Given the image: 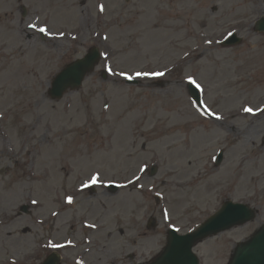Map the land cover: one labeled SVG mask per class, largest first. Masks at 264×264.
I'll return each mask as SVG.
<instances>
[{
    "label": "rangeland",
    "instance_id": "374dc122",
    "mask_svg": "<svg viewBox=\"0 0 264 264\" xmlns=\"http://www.w3.org/2000/svg\"><path fill=\"white\" fill-rule=\"evenodd\" d=\"M261 18L264 0H0V264L54 251L60 264H150L171 227L187 233L233 200L257 219L194 248L229 264L264 223ZM233 33L241 43L223 45ZM92 47L95 70L52 99L57 73Z\"/></svg>",
    "mask_w": 264,
    "mask_h": 264
},
{
    "label": "water",
    "instance_id": "95a60500",
    "mask_svg": "<svg viewBox=\"0 0 264 264\" xmlns=\"http://www.w3.org/2000/svg\"><path fill=\"white\" fill-rule=\"evenodd\" d=\"M258 27L264 30V19L259 22ZM240 41L241 39L233 36L225 44H236ZM100 59L99 49L92 47L86 56L64 67L53 79L49 90L50 97L61 99L68 90L79 89L87 75L95 70ZM189 91L200 102V95L194 85H189ZM222 160L223 151L217 156V164H221ZM154 173L155 169L152 174ZM111 188L115 189L116 186L111 185ZM257 215V210L248 204L228 200L195 230L187 234L169 230L166 246L150 264H200V259L193 250L199 242L244 225L256 219ZM60 260V254L53 252L42 264H60ZM229 264H264V224L247 241L236 246Z\"/></svg>",
    "mask_w": 264,
    "mask_h": 264
},
{
    "label": "snow or ice",
    "instance_id": "6c2138e0",
    "mask_svg": "<svg viewBox=\"0 0 264 264\" xmlns=\"http://www.w3.org/2000/svg\"><path fill=\"white\" fill-rule=\"evenodd\" d=\"M103 10H104L103 5H100V11H103ZM30 27L35 28L36 25L32 24V25H30ZM40 31L41 32H48V29L47 28H41ZM49 34H51V33H49ZM61 35H63V33H61ZM105 39H107V36H105ZM208 43H211V41H208ZM104 55H105V57H107L108 54L104 53ZM109 71H111V68H109ZM120 75L126 77L129 80L133 79V77L131 75H129L128 73H126V72H121ZM164 75H165L164 72H137L136 73L137 77H139V76L162 77ZM188 80H189L190 83L195 84L197 88L201 87L192 76H189ZM244 111L251 113V112H253V108L247 107V108L244 109ZM260 111H264V110H260ZM211 114L212 115H216V113H211ZM98 182H99V173H97L96 175H93L91 177V183L95 184V183H98ZM86 186L87 185H85V187ZM72 200H73V197L69 196L68 197V202L71 203ZM166 218H167V214H166ZM53 246L55 247L56 245H53Z\"/></svg>",
    "mask_w": 264,
    "mask_h": 264
},
{
    "label": "bare ground",
    "instance_id": "6f19581e",
    "mask_svg": "<svg viewBox=\"0 0 264 264\" xmlns=\"http://www.w3.org/2000/svg\"><path fill=\"white\" fill-rule=\"evenodd\" d=\"M59 11L62 12L61 17L68 18L69 16L72 15V13L75 11V9L73 8V5L71 4V2L64 1L63 6H60ZM176 14H178V13H176Z\"/></svg>",
    "mask_w": 264,
    "mask_h": 264
}]
</instances>
